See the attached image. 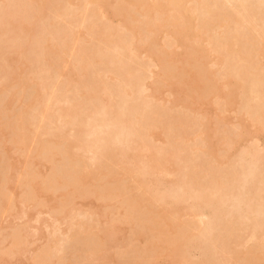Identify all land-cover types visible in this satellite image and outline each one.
Segmentation results:
<instances>
[{
    "label": "rangeland",
    "instance_id": "374dc122",
    "mask_svg": "<svg viewBox=\"0 0 264 264\" xmlns=\"http://www.w3.org/2000/svg\"><path fill=\"white\" fill-rule=\"evenodd\" d=\"M108 1L111 6L97 9L95 15L92 11L95 7L86 0H74V4L68 0H47L42 9L33 0H0V21L23 16L32 28L31 36L0 41V264H171L175 263L176 257H172L174 252L170 251L167 246L170 243L165 240L166 236H174L171 227L179 231L177 238L196 233L201 217L183 212L174 215L172 208L166 207L167 211H162L161 205H151L140 193L136 177L126 172L124 167L114 166L110 173L105 164L91 160V153L79 147L81 143L76 140L70 142L71 147L67 150L61 144L50 143L51 146H47L56 129L61 131L66 125L65 121L58 119L62 106L72 112V124L82 125L92 112L90 109L98 105V98L95 100L93 96L94 100H91L86 96L85 90L90 86L96 93L108 90L114 100L111 101V111L120 104L126 105L131 126L135 129L134 136L132 134L135 146L143 145L145 140L152 147L154 156H175L182 172H190L192 188L211 189L223 181L229 187L234 184L238 166L232 170L233 164L237 163L225 165V157L254 138L259 147L264 146V127L251 121L253 115L250 114L254 110L250 112L248 107L254 102L246 94L252 80L259 90H263L260 92H264V0ZM120 3L132 12H125L126 20L118 10L123 7ZM172 8L179 10L174 13ZM154 10L157 18L153 17L156 15ZM152 13L154 15L150 16ZM158 13H163V16ZM242 17L246 20L239 23ZM151 23L159 34L150 26ZM251 23H257L260 29ZM127 24L128 27L144 25L145 31H141L144 39L137 34L132 36L125 29ZM236 24H246L245 29L250 28L245 32L242 25V33L250 34L242 36V44L248 41L249 45L243 47L250 50L251 60L258 67L253 63L252 66L258 69H245L248 74L236 68L235 72L230 64L224 62L227 61L226 54L238 61L244 60L246 56L239 52V41L233 44L234 39L228 40L224 52L213 47L228 39L236 27L239 29ZM148 30L153 37V32L157 33L153 40L147 37ZM145 47L151 51H146ZM160 47L169 57L158 51ZM16 53L18 57H15ZM97 57L100 63L94 62ZM111 57H116L112 59L117 63L120 60L124 67L132 70L135 77L128 79L126 74L122 76L125 70L111 63ZM70 62L76 64L79 71L84 66L87 68L82 84L66 85L62 72ZM227 65L231 67L230 71ZM9 71L15 75L13 79L8 78ZM250 72L253 74L249 75ZM39 80L42 85L37 88ZM149 84L154 88L150 89ZM144 102L151 107L144 108ZM258 114L253 117L257 118ZM81 116L82 120L78 122ZM258 116L264 118L262 114ZM233 137L236 142L230 150L226 140ZM40 143L50 150L47 152L42 146L41 152L37 146ZM212 143H217V147H228L227 152L219 150L214 154ZM54 151L58 153L57 160L51 156ZM262 166L264 170V162ZM53 167L57 174L55 179L62 178L63 183L55 181L51 184L48 176H43V173L50 175ZM11 169H14L13 173ZM102 172L106 173L105 176ZM75 173L85 174L86 178L74 183L72 175ZM111 175L112 180L108 177ZM263 177H260L262 185ZM215 179L219 180L216 185L214 182L218 181ZM20 181L26 183V188L28 183L39 187V190H34L37 194L33 193L35 199H30L27 191L24 192L25 185ZM9 182L13 186V194L7 187ZM100 187L101 190L102 187L116 188L123 196H114V191L106 196L104 190L101 192L104 195L98 196L93 191ZM5 188H9L6 192L10 195L9 202L4 194ZM71 198L76 199L75 202ZM90 198L93 202H96L94 199L105 202L104 206L87 205L89 203L85 202ZM126 200L135 201L133 207L126 205ZM123 206H126L124 210L128 217H125ZM118 213H124V217H118ZM174 222L179 223L178 226L168 227ZM222 224L226 225L222 222L217 226L222 228ZM242 226L239 223L234 233L230 230L226 233L225 227L222 229L225 237L230 232L232 234L228 236L232 235V238L226 237V242L220 241L222 244L219 242L224 249L220 257L226 264H264V243L260 245V240L249 238L248 228L245 230L246 225ZM110 227L114 231L111 238L104 232ZM219 232H216L218 237L222 236ZM216 233L213 236L218 241L221 238L216 239ZM256 250L262 252L257 253ZM196 259H199L197 253L192 261ZM182 264L192 262L187 260Z\"/></svg>",
    "mask_w": 264,
    "mask_h": 264
},
{
    "label": "bare ground",
    "instance_id": "6f19581e",
    "mask_svg": "<svg viewBox=\"0 0 264 264\" xmlns=\"http://www.w3.org/2000/svg\"><path fill=\"white\" fill-rule=\"evenodd\" d=\"M33 1L37 5V7L42 9L45 6V3L47 0H33ZM86 1H88V3H90L91 5H93V8L95 7L94 10L91 9L94 12L97 11V9H99L101 7L103 8L106 6H111L110 1H108V0H86ZM121 1H123V0H121ZM140 2H141V0H140ZM68 3L74 4V0H68ZM125 7H128V6H123V7L118 9L119 12L124 17L123 18L121 16L123 18V20H126L125 12L132 14V12H130ZM174 8H176V7H174ZM174 8H172V9H174ZM172 9H168V10H172ZM175 10L177 11L179 9H174V11L172 10V12L175 13L176 12ZM154 11L156 12L155 16H153L154 15L153 13H155ZM154 11H152L153 13L150 16L157 18V11L156 10H154ZM93 14L97 15L96 12ZM158 14L161 17V15L163 13L162 14L158 13ZM245 14H247V11ZM143 15H145V12L143 13ZM148 15L149 14H147V16ZM177 15H179V14H177ZM147 16L146 17L144 16L146 18L145 20L149 21ZM208 16H210V15H208ZM247 16L249 18V14L245 16L246 19H247ZM243 17L241 19L242 21H240L239 23H242L246 20ZM166 18H168V17H166ZM152 19L153 18L151 17L150 20L152 21ZM159 19H156V20L159 22ZM196 19L197 18H195V22H196ZM133 20H138V19L133 18ZM161 20L162 19H160V21ZM251 20H250V22H252ZM175 22H176V19H175ZM250 22H249V25H250ZM145 23H146V21H145ZM148 23L149 22H147V24ZM161 23H162V21H161ZM140 24H142V23H140ZM251 24H253V23H251ZM254 24H253V26L255 27L257 25V23H256V25H254ZM152 25L155 26L153 23H151L150 26H152ZM157 25H158V23L156 24V27H157ZM171 25H173V24H171ZM242 25H244V24H242ZM242 25L241 26L237 25L239 29H236L237 27L236 28L234 27L235 31H233V33L231 34L230 37L228 36L229 38L227 37L228 39H226L225 41L223 40L224 42H221L219 44H215V46H213L217 50L224 52V49L227 46L226 42L228 40L234 39L235 42H233V44L238 42V41H239V44L241 43L240 44L241 47L239 49V52H241V54L246 56L244 58V60L240 59L241 61H238L232 55H227V54L225 57L227 59V61L224 60V62L230 64L234 70H235V68L238 70L239 69L250 70L251 68H254L255 66H257L256 65L257 63H254L255 61L251 60L253 57L249 54L250 50L247 51V47H246V49H245V47H243V46L249 45V44H247L248 41L245 45L242 44V36L244 34L247 35L249 33H244V32L242 33V29H243V28L241 29ZM134 26L128 27V24H127V26H125V29H127L131 33L132 36L137 34L141 39H144V38H142L143 36H142V32H141V31H143V32L145 31L143 29L144 25L143 26H137V24H134ZM153 26H152V28H154V30H155V27H153ZM160 26L163 27V25H160ZM176 27H177V25H176ZM194 27H196V26H194ZM257 27H258V25H257ZM257 27H255V28L257 29ZM245 28H246V24L244 25V29ZM157 29H158V27H157ZM194 29H196V28H194ZM249 29L250 28L248 27L244 31L245 32L247 30L249 31ZM256 29H253V31ZM258 29H260V28L258 27ZM148 31L151 34H149ZM148 31H147L148 36L147 35L146 36L150 37V39L153 40L157 34L156 32H158V31L155 30L156 32H153V33H155L154 37H153L152 32H150V30H148ZM253 31H252V33H253ZM31 32H32V28H31L30 24H28L26 18H24L23 16L18 18V19L11 18L8 20L0 21V41L5 40V39H9V38L14 39V37H16V36L17 37L18 36H23V37L27 36L28 37L29 35L31 36ZM234 33H236V35ZM145 34H146V32H145ZM158 34H159V32H158ZM149 35H151L152 37ZM223 36H224V34H223ZM225 36H226V34H225ZM246 37H248V36H246ZM246 37H244V39ZM141 39H138V41ZM138 41H136V42H138ZM118 42L120 43V41H118ZM118 42H117V44H118ZM245 42H246V40H245ZM143 43H145V42H143ZM146 43H147V41H146ZM49 44H50V42H48V44H47L48 47H49ZM127 44L129 45V43H127ZM113 46H115V45H113ZM125 46L123 45V47H125ZM165 46H167L168 49L171 48L168 45H165ZM121 47L122 46H120V48ZM156 48H157V46H156ZM158 49H159L158 51H163L164 48L160 47ZM149 50H150V48L149 49L146 48V51H149ZM116 52H118V50ZM163 52H162V55L166 54L165 52L164 53ZM171 53H172V51H171ZM168 54H170V53H168ZM152 55H154V54L152 53ZM162 55L160 54V57ZM15 57H18V53L15 54ZM155 57H156V59L158 58L157 55ZM167 57H169V55H167ZM112 58H116V57H111V59ZM111 59H110L111 63L118 64L120 69L122 68L123 70H125L124 75H122V76H125V74H126L128 79L135 77L132 75V72H131L132 70L124 67V64L122 65L120 63V60L117 59L119 62V63H117L115 61L116 59L115 60H113V59L111 60ZM160 59L161 58H159V60ZM194 59H196V58H194ZM94 60H96V61H94L95 63H98V62L100 63V58L98 59V57H97ZM174 61H171V63ZM160 62H161V60H160ZM252 63L255 64L254 67L252 66ZM65 66H67V67L63 70L62 73H63V77L65 79L64 81H65L66 85L67 86H72V85L77 86L78 84H82V82H81L82 78L84 80V78H86L87 73H88L87 68L84 66L82 71L81 70L79 71V68H77L76 64H74L72 62H70L69 64H67ZM228 67H229L228 71H230L231 67L230 66H228ZM255 69H258V68L255 67ZM242 70H240V71H242ZM120 71L123 73L122 70H120ZM240 71H238V72H240ZM235 72H236V70H235ZM248 72L246 71L245 73L248 74ZM253 73H255V72L253 71ZM253 73L250 72L249 75H251ZM134 75H136V74L134 73ZM7 76L9 79H13L15 77V75L13 74L12 71H9ZM200 76H199V78H200ZM240 77H241V75H240ZM154 78H157V75ZM128 79H126V80L128 81ZM238 80H240V79L238 78ZM242 80H241V82H243ZM253 81L254 80H252V82ZM131 82H133V80ZM252 82L250 81L251 85L249 83V86H247L246 94L254 102V104L251 107L249 105L248 108H249L250 112L252 110H254V111L259 110L260 112L259 111H257V112L252 111V113L250 115L256 116V113H260V114L264 115V96H263L264 92L262 94L261 92L263 90L262 89L259 90L257 88L258 86H256V84H254V82L253 83ZM129 83L130 82H128V84ZM37 84H38L37 88H40L42 85V81L39 80ZM257 85H258V82H257ZM149 86H150V89L154 88L153 84L152 85L149 84ZM242 86H243V83H242ZM92 88L90 86V87H88V89L85 90L86 96L87 95H88V97L90 96L89 98L91 100H92V98L94 100V97H96L95 100L98 98L99 101H97L98 105H96L95 109L93 107H92L93 109H90V110H92V112L88 116L86 115L87 118H86L85 122L82 125L76 124V123L72 124L73 123L72 122V120H73L72 115L73 114H71L72 112L68 108H66V106L65 107L62 106L60 108V113H59L58 119L65 121L66 125L63 126L61 131H59L60 130L59 128L56 129V132L53 133V137H54L53 140H50V142L48 143L47 146H51L52 143L53 144H61L64 146V149L67 150L71 147V143H70L71 141H73V140L79 141L82 145V146L80 145L79 147L85 148L86 151L88 150L87 152L91 153L90 159L93 160L94 162L101 163L100 165L105 164L106 166H104V165L103 166L105 168L109 167V169L113 168L114 166L115 167L116 166L117 167H119V166L124 167L126 169L125 170L126 172H128L132 176H135L137 179V184H138V188H139L140 193L144 196L145 200L148 203H150L151 205H154V204H155V206L161 205L163 207V208L161 207L162 211H167L165 209L166 207L172 208L173 210H171V212L174 215H177L176 212H183V213H185L187 215H191L193 217H195V216L201 217L202 219L199 221L198 225L196 226L197 231L195 234L181 235L180 237L177 238L179 231L176 228H175L176 230L174 231V228L171 227L170 230L172 231V234H174V236H172L171 238H167V236L165 237V240H167V242H169L171 244V245L170 244H168V245L165 244V245H167L168 247L171 248L170 249L171 252H174L172 257H174V256L176 257L175 263H171V264H182V263L186 262L187 260H190L192 262V264H226L225 260L220 257L221 253L224 252L223 245L221 246L222 243L220 241L223 240V243H224L227 241V240H225V239H227L226 237H228V239L232 238L231 237L232 235L230 237L228 236L229 234H232V233L229 232L227 234V236L225 237L223 232H225L226 230L227 231L228 230H230V231L234 230L235 231V227H237L239 223H240V225L243 224L242 227H245L244 225H246L245 230L248 228L246 230V232L248 233L247 235L249 236V238L260 240L259 241L260 245L262 243H264L263 242L264 240H262V236L264 235V234H262V233H264V185L261 184L262 182L260 180V177L264 176L261 173V171H264L263 166L261 167V165L264 162V152H262V151H264V146L259 147V145L257 144V142H258L257 139H256V143H255V141H254L255 138L253 137L254 140L252 139L253 140V141L251 140L252 142L248 141L247 145L241 146V148L236 150V152L234 154L230 153L229 156L227 155L225 157V165L228 164L230 166L234 163V161L237 163V164H233V165H235V167L232 168V170H234V168H237V166H238V169H236V171L234 170L235 172H237V170H238L237 174L235 173L237 176L236 175L234 176V174H232L234 176L233 178L236 177L235 181L233 180V178H231V180H233L234 184H231L228 187L227 185L223 184L226 181L225 182L223 181L221 184H223L224 186H227L228 187L227 188V187H224L223 185H221L219 183V180L215 179L218 182H214V184L216 185V183H219V185L212 186L213 188L211 187V189L202 190L201 188H197V187L192 188V186L190 184V179H191L190 172H188V173L182 172V170L179 168L178 163L175 160V158H176L175 156H170V157H165L163 155H162V157L154 156L152 154V149H151L152 147L149 146L150 144L147 145L148 141H145V140H143V142H145L146 144L144 143L143 145L135 146L136 145V144H134L135 141L132 140L134 138V137L132 138V134L134 136L135 131H133L134 128H132L133 126H131L132 122H131V120H129L130 116L128 117L129 113L127 112L128 111L127 106L126 105L123 106L120 104L119 107L117 105L118 108L117 109L115 108L116 110L114 109L115 111L114 110L111 111V106H112L111 101H114V100H112L110 98V96H109L110 93H108V90L107 89H106L107 91L100 90L99 92L96 90L98 92V93H96L95 90ZM39 94H40V90H39ZM136 102L139 103V101H136ZM141 105L142 104H140V106ZM143 105H144L143 106L144 108L145 107L148 108L149 106L151 107V105H149L148 102H144ZM254 107H256L257 109H255ZM246 110H247V108H246ZM246 110H245V112H249V110L248 111H246ZM253 112L255 114H253ZM260 114H258V115H260ZM258 115H257V118L252 116L253 120H251V121L260 123L261 126L264 127V120H262L264 118L261 116H258ZM83 116L85 117V115H83ZM83 116H81L78 119V122L80 121V119L82 120ZM258 117H260V119ZM61 133H63V137H61ZM224 137H226V136H224ZM234 139L236 140L235 137H233L232 140H229V139L226 140L228 145H229L228 146L229 149H230V146L233 145L234 142H236ZM62 140H64L65 142H63ZM212 145L214 146V149H213L214 154H217L219 150H222L223 152H227L228 147H225V146H221V147L218 146L217 147V146H215V145H217V143H212ZM37 146L41 150V152H42V146H43L45 151L48 152L50 150L49 148L47 149V147L44 146L43 143H40ZM51 156L54 157V160L59 159L58 153L56 151L52 152ZM70 160L74 161L75 158H71ZM36 161H37V159H36ZM73 161H71V162H73ZM15 165H13V166H15ZM12 170L14 172V169H11V173H13ZM230 170H231V168H230ZM109 172L111 173L112 170L110 169ZM102 174L105 176L106 173L102 172ZM27 175L29 176L28 171H27ZM56 175L57 174H56L54 167L52 168L50 175L43 173L44 177L48 176L47 179L50 180L51 184L55 181L58 182L59 184L63 183L64 180L62 178H59V179L56 178L55 179ZM100 175H101V173H100ZM103 175H101V176H103ZM108 177L112 180L113 175H111V177L110 176H108ZM85 178H86V175L81 174V173L80 174L75 173L72 175V181L74 183H76L77 181L78 182L82 181ZM262 179H264V177ZM220 180H222V179H220ZM21 182L22 181H20L19 183H21ZM227 182L229 183L230 181H227ZM23 183L24 182H22L21 185H25V189H26V190L24 189V192L27 191V195L29 197L31 196L30 199L31 198L35 199L36 197L34 194H36V192L34 193V190L35 191L39 190V187H37V185H35V184L29 185V183H28L27 184L28 187L26 188V183H24V184ZM5 184H4V187H6ZM9 184L10 185H7V187L9 186V188H10L9 191H10V193L13 194V191H14L13 186L11 185V182H9ZM232 185H234V187ZM230 186H232L233 188ZM11 188H12V192H11ZM8 189L5 188L4 194L6 196H8V198L7 197L6 198L9 202L10 201V197H9L10 195H9V193H6ZM106 189L107 188L104 189L102 187V190H101V187H100V189H95V191H93V192H95L96 195H98V196H99V194H100V196L104 195L103 193H105L107 196L108 194L113 193L112 191H114V193H115L113 195L117 196V195H120V192H121L116 188L115 189L114 188L107 189L108 191H106ZM103 190L105 192L101 193ZM74 192H76V191H73V195L76 196V194H74ZM12 194H11V196L13 197ZM96 195H94V196H96ZM121 196H123V193H122V195H120V197ZM14 197H16V196L14 195ZM117 197H119V196H117ZM117 197H113V198H117ZM83 198H82V201H83ZM71 199H73V201L75 202V200L78 198H76V199L71 198ZM90 199H88V201L90 200L89 202L86 201L87 199L84 200V202L86 201L85 202L86 204L89 203L87 205H91V207L95 206L96 208L97 207L100 208L102 206H99V205H103L105 203V202H102L101 200L100 201L102 203L99 202L98 199H96V200L94 199V201L99 203V204H97L96 202L92 201L93 198H90ZM16 200H17V198H16ZM8 202H5V203L8 204ZM84 202H83V204H85ZM133 202H135V201L126 200V205L133 207V205H134V204H132ZM4 204H1V205H4ZM1 207H4V206H1ZM123 207H124L123 212L125 213V217H128V214H126V210H124V209H126V206H123ZM118 208L119 207H117V209ZM117 209H116V211H117ZM118 211H120V209ZM124 213H122V214L124 215ZM115 214H117V212ZM120 214L121 213H118V217H124V216H122V214L121 215ZM204 217H206V218L204 219ZM222 222L225 223L226 225L222 224L223 225V226H221L222 228H219L218 226H220V224ZM115 223L118 224L117 222H115ZM115 223L114 224L111 223V224L114 226V225H116ZM236 223H238L237 226H236ZM173 224H174V226H175V224H177L176 226H178L179 223H175V222L169 223L168 227L172 226ZM216 226L219 228V230L221 229L220 230L221 232H222V229L225 227V231L223 230L222 233L219 232V230ZM227 227H228V229H226ZM242 227H240V228H242ZM215 228L218 231H216ZM214 231H216L217 233L219 232L220 233L219 235H222V236L218 237L217 236L218 234ZM227 231H226V233H227ZM234 231H233V233H234ZM104 232H105V234H107V237H110V238L114 233L113 228H111V227H110V229L109 228L104 229ZM214 233H216V236H217L216 239H219V238H221V239L218 241L215 240L214 239L215 236H213ZM169 234H170V231H169ZM169 237H170V235H169ZM216 241L218 242V244ZM219 242L221 243L220 246H219ZM163 244H164V242H163ZM168 247L165 246L164 248H168ZM218 248H220L221 250L218 251ZM256 252L261 253L262 250L261 251L256 250ZM196 253L199 256V259L192 261L193 255H195Z\"/></svg>",
    "mask_w": 264,
    "mask_h": 264
}]
</instances>
